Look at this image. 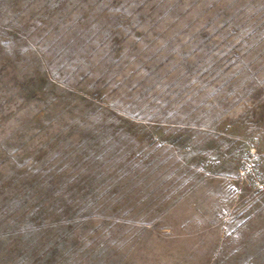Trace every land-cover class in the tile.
<instances>
[{"label":"rangeland","instance_id":"obj_1","mask_svg":"<svg viewBox=\"0 0 264 264\" xmlns=\"http://www.w3.org/2000/svg\"><path fill=\"white\" fill-rule=\"evenodd\" d=\"M0 264H264V0H0Z\"/></svg>","mask_w":264,"mask_h":264}]
</instances>
